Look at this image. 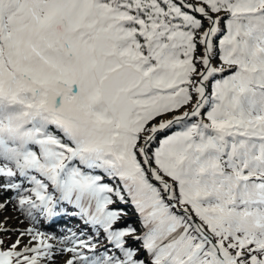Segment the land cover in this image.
<instances>
[{
  "label": "snow or ice",
  "instance_id": "obj_1",
  "mask_svg": "<svg viewBox=\"0 0 264 264\" xmlns=\"http://www.w3.org/2000/svg\"><path fill=\"white\" fill-rule=\"evenodd\" d=\"M0 264H264V0H0Z\"/></svg>",
  "mask_w": 264,
  "mask_h": 264
},
{
  "label": "trees",
  "instance_id": "obj_2",
  "mask_svg": "<svg viewBox=\"0 0 264 264\" xmlns=\"http://www.w3.org/2000/svg\"><path fill=\"white\" fill-rule=\"evenodd\" d=\"M111 207H113V208H124L125 211H127L128 214H133V213L135 214V212H134V210L132 209L131 206H125V205H121V204L117 203V204L112 205ZM136 216L127 215V217H123L120 220L121 224L117 223L116 227H126V226H128L130 224L131 226L137 228V230L139 231V228H140L139 218H138V216L137 217ZM79 223L80 222L77 219L65 217L64 219H61L59 221L58 225H54L53 226V230L55 228H57V227H63V226L73 227L74 225H77ZM6 235L7 234H5V245L10 244V242H9L10 240L7 239Z\"/></svg>",
  "mask_w": 264,
  "mask_h": 264
},
{
  "label": "rangeland",
  "instance_id": "obj_3",
  "mask_svg": "<svg viewBox=\"0 0 264 264\" xmlns=\"http://www.w3.org/2000/svg\"><path fill=\"white\" fill-rule=\"evenodd\" d=\"M128 215H132V216H136V214H128ZM137 217V216H136ZM10 224V223H9ZM118 224H121V221L120 222H118ZM11 225V224H10ZM13 227H15L16 226V224H13L12 225ZM6 237H7V235H6ZM16 239V236L15 235H12V237H11V240L9 241L10 243L12 242V240H15Z\"/></svg>",
  "mask_w": 264,
  "mask_h": 264
},
{
  "label": "bare ground",
  "instance_id": "obj_4",
  "mask_svg": "<svg viewBox=\"0 0 264 264\" xmlns=\"http://www.w3.org/2000/svg\"><path fill=\"white\" fill-rule=\"evenodd\" d=\"M9 223H10L11 225H13V224H16V221H15V220H9Z\"/></svg>",
  "mask_w": 264,
  "mask_h": 264
}]
</instances>
